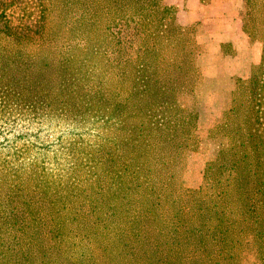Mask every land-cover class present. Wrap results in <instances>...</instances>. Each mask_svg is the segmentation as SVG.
<instances>
[{
  "label": "trees",
  "instance_id": "16d2710c",
  "mask_svg": "<svg viewBox=\"0 0 264 264\" xmlns=\"http://www.w3.org/2000/svg\"><path fill=\"white\" fill-rule=\"evenodd\" d=\"M245 4L243 32L261 39V61L233 96L230 142L207 163L204 183L175 187L168 170L151 183L161 168L152 170L150 156L171 141L166 102L157 101L154 115L145 109L150 117L136 125L125 105L133 90L125 100L117 85L105 90L89 78L104 56L120 65L110 56L121 51V25H135L147 52L148 41L174 23L173 7L164 0H0V264H91L82 249L96 243L106 253L120 243L122 251L108 256L122 264H244L248 255L264 264V0ZM16 8L38 10L36 23L15 24ZM15 113L55 117L72 133L53 149L31 144L9 126ZM105 126L118 131L104 138ZM61 158L67 167L54 166ZM133 246L140 248L135 262Z\"/></svg>",
  "mask_w": 264,
  "mask_h": 264
},
{
  "label": "rangeland",
  "instance_id": "374dc122",
  "mask_svg": "<svg viewBox=\"0 0 264 264\" xmlns=\"http://www.w3.org/2000/svg\"><path fill=\"white\" fill-rule=\"evenodd\" d=\"M164 1L175 10V21L172 25L160 29L161 33L154 41H148L147 52L143 47H139L141 39L136 34L139 30L135 29V25L128 27L122 23L123 28L119 35L121 51L119 55L110 56L117 57L120 65L116 66L114 59L107 61L104 56L98 60V69L89 78L92 84L102 83L101 89L109 90L113 88L110 85H117L121 89V97L125 100L128 88H131L132 97L125 101V105L132 112V121L136 125L150 117L145 116V109H152V114H155V104L164 100V116L172 121L171 124L168 123L165 138L171 141L167 146L159 143L150 156L149 164L152 170L161 168L151 173V183L164 174V170H168L173 172L175 187H198L204 183L203 175L207 163L216 159L219 149L230 142L232 99L234 94L238 93L239 87L248 84L250 76L256 72L261 61L262 41L259 37L243 36L248 45L250 44L247 49L234 47L229 42L221 43L222 39L225 40L230 35L244 33L242 16L246 6L245 0ZM31 10L32 8H16L14 23L35 24L39 12ZM91 10L94 12V6ZM98 21L104 24L105 14L102 20L100 17ZM156 26L157 23L152 22L150 28L155 30ZM168 37L172 38V45L175 41L174 47L171 46V40H167ZM238 44L242 46L240 41L236 43ZM126 55L131 58V65L122 64ZM147 79L150 81L146 87ZM145 88H148L147 93H144ZM241 97L245 101V95ZM2 112L0 106V118ZM15 115L17 122L11 124L12 119L9 120L13 133L22 134L31 144L36 143L46 149L57 147L54 143L60 137L63 141L69 140V134L72 133L63 120L55 117L46 118L41 122L39 118H35L37 121H31L33 118L17 113ZM226 123L228 127L224 130L223 125ZM89 125L83 124L84 132L88 130ZM183 127L186 129L183 130ZM115 131L117 132L118 128L105 126L101 129V136L105 138L111 133L114 135ZM93 135L83 133L80 138L91 143L95 139ZM146 135L158 141L154 131L149 130ZM120 136L122 140L121 133ZM2 139L3 136H0V142ZM86 144L79 150L82 157H85V148L89 147ZM46 166L52 165L47 163ZM54 166L64 168L68 166V162L61 158ZM103 177L107 178L105 175ZM135 193L138 194L136 191ZM149 236L152 239L153 233ZM126 239L131 244L135 242L129 235ZM96 245L97 243L92 245L89 250L82 249L87 252L91 264L124 263L121 256L110 260L108 256L111 252L122 251L123 246L120 243L117 244L119 246L111 244L110 253ZM131 250V258L135 262L140 255V248L133 246ZM244 264H253V257L248 255Z\"/></svg>",
  "mask_w": 264,
  "mask_h": 264
},
{
  "label": "crops",
  "instance_id": "0c3cea01",
  "mask_svg": "<svg viewBox=\"0 0 264 264\" xmlns=\"http://www.w3.org/2000/svg\"><path fill=\"white\" fill-rule=\"evenodd\" d=\"M188 16V15H187ZM190 17H192V16H190ZM189 17V18H190ZM189 21V20H188ZM243 36L244 37H246V35L244 34V33H242L241 35L240 34H238V35H235V36H232V35H230L229 36V38H226L225 40H221L220 42L221 43H224V42H229L230 43V45H233L234 47H236V46H238L239 48H245V49H247L248 47H249V45H248V41H246V40H244V38H243ZM247 38V37H246ZM238 41H240V43L242 44V46L240 47V45L238 44V45H236V43L238 42Z\"/></svg>",
  "mask_w": 264,
  "mask_h": 264
}]
</instances>
